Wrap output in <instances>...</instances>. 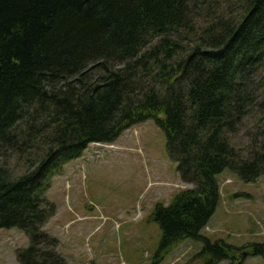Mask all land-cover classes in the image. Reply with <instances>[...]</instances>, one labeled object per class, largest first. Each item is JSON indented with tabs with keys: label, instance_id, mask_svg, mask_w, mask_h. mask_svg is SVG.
Here are the masks:
<instances>
[{
	"label": "trees",
	"instance_id": "obj_1",
	"mask_svg": "<svg viewBox=\"0 0 264 264\" xmlns=\"http://www.w3.org/2000/svg\"><path fill=\"white\" fill-rule=\"evenodd\" d=\"M148 119L193 185L154 206L153 264L188 239L206 264L243 259L203 229L221 172L264 176V0H0V229L29 237L20 264H68L43 230L53 175Z\"/></svg>",
	"mask_w": 264,
	"mask_h": 264
},
{
	"label": "rangeland",
	"instance_id": "obj_2",
	"mask_svg": "<svg viewBox=\"0 0 264 264\" xmlns=\"http://www.w3.org/2000/svg\"><path fill=\"white\" fill-rule=\"evenodd\" d=\"M218 179L220 201L203 235L242 249L243 259L219 264H264L263 256L249 254L254 244L264 248V176L245 182L225 169ZM190 187L179 178L164 131L148 119L111 145L91 144L53 175L47 197L57 210L44 229L68 264H153L162 237L154 206L169 205ZM29 244L20 228L0 229V264H20L18 251ZM201 248L185 240L157 264H206Z\"/></svg>",
	"mask_w": 264,
	"mask_h": 264
},
{
	"label": "water",
	"instance_id": "obj_3",
	"mask_svg": "<svg viewBox=\"0 0 264 264\" xmlns=\"http://www.w3.org/2000/svg\"><path fill=\"white\" fill-rule=\"evenodd\" d=\"M192 56H193V55H192ZM192 56H190V58H191Z\"/></svg>",
	"mask_w": 264,
	"mask_h": 264
}]
</instances>
